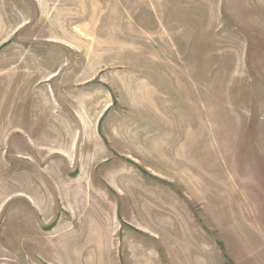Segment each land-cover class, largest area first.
<instances>
[{
  "label": "rangeland",
  "instance_id": "374dc122",
  "mask_svg": "<svg viewBox=\"0 0 264 264\" xmlns=\"http://www.w3.org/2000/svg\"><path fill=\"white\" fill-rule=\"evenodd\" d=\"M0 264H264V0H0Z\"/></svg>",
  "mask_w": 264,
  "mask_h": 264
}]
</instances>
